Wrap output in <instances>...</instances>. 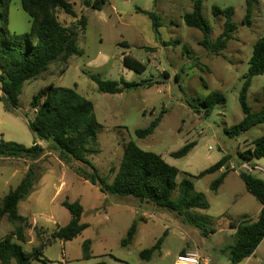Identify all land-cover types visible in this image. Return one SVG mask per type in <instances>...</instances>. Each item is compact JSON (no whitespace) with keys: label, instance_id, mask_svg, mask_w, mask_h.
<instances>
[{"label":"rangeland","instance_id":"rangeland-1","mask_svg":"<svg viewBox=\"0 0 264 264\" xmlns=\"http://www.w3.org/2000/svg\"><path fill=\"white\" fill-rule=\"evenodd\" d=\"M68 1L75 17L62 10H56V17L62 26L77 29L81 54L71 56L66 64L55 60L36 79L25 82L16 109L5 111L0 102V139L32 146L34 138L27 128V121L34 115L32 96L48 84L74 89L91 102L101 126L96 145L91 147L97 152L86 155L100 177L112 182L128 143L133 142L176 168L177 184L183 177L190 178L194 192L202 195L208 208L179 215L132 197L103 194L81 178L82 172H90L86 165L60 161L49 142L38 141L44 152L35 162L0 157V199L20 182L30 166L37 178L17 208L18 215L26 219V241L12 238L11 242L28 255L43 245L41 255L31 257V264H174L182 250L195 252L207 259V264H229V246L234 240L229 223L243 218L254 220L261 206L238 175L243 172L241 165L248 164L261 168L262 172L251 173L264 180V158L242 161L238 153L251 149L254 141L264 136V123L233 137L225 129L243 118L239 93L253 45L264 37V0H253L248 26L242 25L244 0H203L201 14L210 26L212 40L223 29V18L213 16L212 7L233 9L237 30L217 54L203 49L199 45L201 32L183 21L194 0H107L100 11L85 7L83 0ZM138 11L153 12L159 18L156 32L150 19ZM82 18L85 28L79 24ZM8 26L16 34L29 31L30 19L20 0L10 1ZM90 75L118 83L123 79L139 86L117 94L101 93ZM210 92L219 93L224 102L204 116L203 109L196 106L197 99ZM246 102L252 113L264 108V75L251 78ZM158 116L161 119L152 134L144 138L135 135ZM188 143L195 146L186 156H170ZM223 157L229 173L214 193L210 184L224 170L200 179L196 176ZM176 196L177 192L173 194ZM64 200L77 201L83 208L80 223L88 224L70 241L52 239V233L70 219L61 205ZM132 222H136V233L132 242L122 247L120 241ZM14 226L3 217L0 240L10 236ZM160 237V250L149 260L140 259L139 253ZM85 240L90 241L88 259L82 257ZM239 264H264V239Z\"/></svg>","mask_w":264,"mask_h":264},{"label":"trees","instance_id":"trees-1","mask_svg":"<svg viewBox=\"0 0 264 264\" xmlns=\"http://www.w3.org/2000/svg\"><path fill=\"white\" fill-rule=\"evenodd\" d=\"M10 1L0 0V102L3 103L5 111L17 108L25 82L36 79L53 61L60 60L66 64L71 56L81 54L77 46V29L62 26L56 17V10H62L65 14L75 17L68 0H20L22 10L30 19L29 31L23 34H16L9 29ZM106 1L83 0V4L91 10L100 11ZM202 2L203 0H194L191 12L185 13L182 18L187 27L201 32L199 45L217 54L233 39V34L237 30L232 21L233 9L212 7L213 16L223 18L221 33L212 40L210 26L201 14ZM244 2L245 15L242 25L248 26L252 17L253 0H244ZM138 12L150 19L152 30L156 32L160 27L159 18L153 12ZM79 24L85 28L83 18L79 20ZM258 75H264V37L259 38L253 45L248 61V72L239 93L243 118L238 124L225 129L229 136H237L264 123V108L252 113L246 102V92L251 78ZM89 77L96 84L97 90L106 94H117L139 86L133 82H125L123 79H120L118 83L103 81L95 75ZM223 102L224 99L219 93L210 92L204 98L197 99L196 106L202 108L206 116L213 111L215 105ZM30 108L34 115L27 121V128L34 138L32 146L27 148L0 139V157L28 159L35 162L44 152L37 142H49L52 149L58 152L60 161L73 160L86 165L90 172H82L81 178L91 185H96L103 194L132 197L139 202L151 203L179 215L193 209L208 208L202 195L194 192L190 178L183 177L177 184L175 179L179 171L176 168L165 163L159 155L139 149L133 142L128 143L112 182L108 183L105 178L100 177L86 155L97 152L91 147L96 145L97 132L101 126L94 116L91 102L74 89L48 84L32 96ZM160 119V116L156 117L145 129L136 130L135 135L138 138L149 136L157 127ZM194 146L195 143L185 144L170 156L184 157ZM238 156L242 161L264 158V136L255 140L251 149L238 153ZM225 162L226 159L221 158L215 164L199 172L196 178L200 179L207 174L221 171L223 168L224 171H221L220 175L210 184V190L215 193L229 173ZM238 176L246 191L259 201L261 209L254 220L243 218L229 223L230 228L234 230V240L229 246V264H239L249 258L264 239V180L256 178L252 173L239 172ZM36 181L37 178L30 166L20 182L0 199V221L5 217L9 223L15 224L11 235L0 240V264H31V257L37 258L41 255L43 245L32 249L28 255L19 245L11 242L12 238L22 243L26 241L23 233L26 219L18 215L17 208L19 202L29 194ZM175 192L177 196L174 198ZM61 205L68 211L70 219L65 226L59 227L52 233V239L70 241L84 231L88 224L80 223L83 208L77 201L69 203L64 200ZM16 223L20 224L16 225ZM135 233L136 222H132L125 238L120 241V245L128 246ZM161 243L162 238L160 237L153 246L142 250L139 258L149 260L155 252L160 250ZM89 247L90 241H83L82 257L84 259L90 257ZM122 264L129 263L122 262Z\"/></svg>","mask_w":264,"mask_h":264},{"label":"built area","instance_id":"built-area-1","mask_svg":"<svg viewBox=\"0 0 264 264\" xmlns=\"http://www.w3.org/2000/svg\"><path fill=\"white\" fill-rule=\"evenodd\" d=\"M233 169V166H230ZM241 168L245 173H251L253 171L262 172V169L256 166H250L248 164H242ZM223 170V168H221ZM207 260L205 258L200 257L195 252H188V253H180L175 260L174 264H207Z\"/></svg>","mask_w":264,"mask_h":264},{"label":"crops","instance_id":"crops-1","mask_svg":"<svg viewBox=\"0 0 264 264\" xmlns=\"http://www.w3.org/2000/svg\"><path fill=\"white\" fill-rule=\"evenodd\" d=\"M25 172V171H24ZM260 209H261V206H260ZM260 209H259V211H260ZM259 213V212H258ZM183 251V253H188V252H192V251H188V250H182ZM248 259V258H247ZM246 259V260H247ZM207 260V259H206ZM208 261V260H207ZM208 263V262H207Z\"/></svg>","mask_w":264,"mask_h":264}]
</instances>
